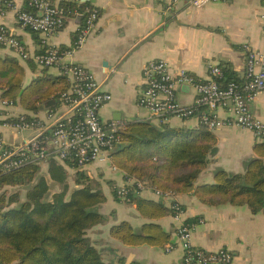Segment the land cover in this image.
Instances as JSON below:
<instances>
[{
  "label": "crops",
  "instance_id": "1",
  "mask_svg": "<svg viewBox=\"0 0 264 264\" xmlns=\"http://www.w3.org/2000/svg\"><path fill=\"white\" fill-rule=\"evenodd\" d=\"M72 1L76 5L74 13L67 14L64 26L53 34L51 41L57 47L71 46L83 24L85 10L98 9L96 27L76 50L74 59L93 72L103 83V88L112 94V99L100 110L104 122L117 120L127 124L128 121L146 120L148 112L139 105V98L146 87L143 67L150 60L163 59L173 73L186 70L199 80L210 78L214 65L227 67L236 79L244 80L247 70L244 45L248 43L253 49L264 52L261 17L264 0H220L201 7L193 6L191 0ZM2 2L4 10L0 13V26L18 37L31 54L43 52L46 45L42 34L24 27L18 21L19 11L32 10L29 0ZM57 2L60 4L61 0ZM6 55L17 57L24 66L25 83L37 77L43 68L32 58L22 59L9 48L0 47V56ZM46 69L60 74L57 68ZM3 81L5 78H0V82ZM176 91L182 106L195 105L196 92L192 86L180 84ZM51 100L56 103L45 107L46 101L39 111H26L20 103H16L20 113L45 119L48 110L59 103V99ZM250 106L255 116L264 120L262 93L251 101ZM4 113L0 105V136L6 141H15L18 134L4 125L7 118ZM220 114L226 115L224 111H220ZM165 123L190 130L201 126L197 115L186 119L173 116ZM213 132L217 136V150L210 155L209 163L199 173L197 184L212 182L218 169L244 173L247 161L255 156L256 143L264 141L257 139L251 130L238 125H224ZM87 171L107 198L101 205L104 221L87 232L104 260L115 264H184V250L177 236L178 223L173 215L158 220L172 233V243L165 248L127 246L113 238L110 234L113 224L129 220L139 230L149 219L139 213L134 203L114 196L113 188L125 182L123 170H113L109 164H94ZM155 189L148 185L140 194L162 199ZM214 198L217 201L214 204L201 201L194 193H174L165 199L168 205L172 201L183 205L184 219L202 220L193 231L195 246L208 251L227 248L232 252L235 264H264V209L255 212L247 204L220 203V195Z\"/></svg>",
  "mask_w": 264,
  "mask_h": 264
},
{
  "label": "trees",
  "instance_id": "2",
  "mask_svg": "<svg viewBox=\"0 0 264 264\" xmlns=\"http://www.w3.org/2000/svg\"><path fill=\"white\" fill-rule=\"evenodd\" d=\"M60 5L68 15L76 9L72 0H61ZM221 69L222 76L216 79L222 86L244 81L229 68ZM25 75L17 57L0 56V78H5L0 97L20 103L26 111L41 110L46 101L59 99L69 88L66 76L45 67L28 83ZM126 123L111 153L112 163L125 178L136 177L163 192L194 193L208 204L217 203L214 196L220 195V203L247 204L255 212L264 209V141L256 143L244 173L218 169L212 182L197 184L217 150L213 131L203 125L190 130L150 120ZM117 188L113 194L120 199ZM129 188L126 202L134 203L149 221L137 230L122 220L111 226V236L127 246L165 248L172 243V233L158 220L174 215L177 201L168 205L165 198L142 196L134 183ZM106 199L89 172L71 163L48 160L0 169V264H115L104 260L87 236L90 228L104 221L101 205Z\"/></svg>",
  "mask_w": 264,
  "mask_h": 264
},
{
  "label": "built area",
  "instance_id": "3",
  "mask_svg": "<svg viewBox=\"0 0 264 264\" xmlns=\"http://www.w3.org/2000/svg\"><path fill=\"white\" fill-rule=\"evenodd\" d=\"M218 1L190 2L193 6L201 7ZM29 5L32 10L19 11L18 21L24 27L42 34L45 50L31 54L23 42L4 26H0V47L9 48L22 59L32 58L41 67L57 68L60 74L68 78L69 88L61 93L59 103L48 110L45 119L20 113L15 101L0 99L7 117L4 122L6 127L18 135H23L26 129L35 132L31 137L23 136L15 141H6L0 136V169L7 171L29 163L46 164L48 160H56L86 170L94 164H109L113 170H119L111 161V153L120 143V132L126 125L117 120H102L100 110L112 99V94L103 88V83L93 72L74 59L76 50L96 27L98 9L85 10L83 24L73 44L61 48L53 45L51 38L64 26L68 18L66 10L57 0H29ZM3 10L0 0V13ZM261 17L264 29V13ZM244 49L247 53L246 78L243 82L230 81L226 86L216 79L222 76V69L217 65L211 68L210 78L199 80L186 70L173 73L163 59L147 62L143 67L146 87L139 98V105L148 112L145 119L165 122L173 116L186 119L197 115L200 125L211 131L224 125H238L251 130L257 139H264V120L255 116L250 106L258 94L264 95V52L253 49L248 43ZM180 84L194 88V106L185 107L178 101L176 90ZM2 89L0 82V91ZM220 111L226 115L222 116ZM133 183L140 190L148 187L145 181L136 177L125 178L124 184L117 188L121 200H129L127 194ZM155 192L163 198L174 195L173 192L159 189H155ZM179 204L177 202L173 206L177 209L173 216L178 223L177 236L184 250V264H235L234 256L227 248L208 251L195 246L193 231L202 220L184 219V210Z\"/></svg>",
  "mask_w": 264,
  "mask_h": 264
},
{
  "label": "rangeland",
  "instance_id": "4",
  "mask_svg": "<svg viewBox=\"0 0 264 264\" xmlns=\"http://www.w3.org/2000/svg\"><path fill=\"white\" fill-rule=\"evenodd\" d=\"M33 134H35L34 131L26 129V130L23 131V135H18V136H16V137H15V140H21V139L23 138V136H24V137H31ZM96 182H97V181H95V183H96ZM125 202H126V201H125Z\"/></svg>",
  "mask_w": 264,
  "mask_h": 264
},
{
  "label": "water",
  "instance_id": "5",
  "mask_svg": "<svg viewBox=\"0 0 264 264\" xmlns=\"http://www.w3.org/2000/svg\"><path fill=\"white\" fill-rule=\"evenodd\" d=\"M47 68V67H46ZM56 103L55 100H49L45 103V107H49V106H52ZM138 120H141V119H138ZM84 169V168H83Z\"/></svg>",
  "mask_w": 264,
  "mask_h": 264
}]
</instances>
